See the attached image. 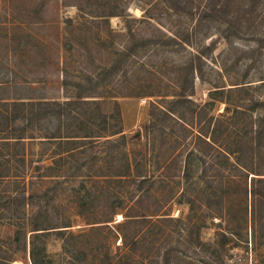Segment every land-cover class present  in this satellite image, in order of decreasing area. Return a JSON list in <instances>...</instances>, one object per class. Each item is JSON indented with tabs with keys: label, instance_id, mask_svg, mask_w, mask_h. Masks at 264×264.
<instances>
[{
	"label": "rangeland",
	"instance_id": "1",
	"mask_svg": "<svg viewBox=\"0 0 264 264\" xmlns=\"http://www.w3.org/2000/svg\"><path fill=\"white\" fill-rule=\"evenodd\" d=\"M136 1L0 0V102L63 101L80 93L96 104L77 111L90 109L95 123L104 119L99 131L120 124L124 136L79 138L66 157L72 144L55 136L83 135L86 128L71 117L58 126L55 114L46 113L33 129L51 135L58 127L54 137L25 139L23 147L9 148L8 161L0 148V174L17 175L0 179V264H264V138L252 150L218 130L224 124L219 97L231 105L251 104L250 92L227 88L251 87L252 99H264V48L254 40L259 25L264 27L257 21L264 0L238 34L233 23L199 20L157 0L142 7ZM220 1L226 21L234 7L246 3ZM107 10L116 14L104 16ZM211 40L214 45L206 49ZM179 94L188 101L173 105V113L192 129L166 117L185 138L170 149L174 160L164 164L166 143L176 142L156 128L135 142L127 137L142 132L151 103L170 107ZM210 99L211 105L204 104ZM207 116L209 124L202 125ZM198 131L204 136L196 138ZM234 146L240 148L235 158L220 155L219 147ZM192 149L209 161L194 157L182 182L179 167ZM123 151L144 154L143 168L158 176L150 193L131 202L127 195L137 194L136 182L115 175L123 169ZM22 152L29 164L14 154ZM37 165L40 178L33 172ZM219 171L229 176L207 187L208 175ZM181 189L187 200H178ZM208 192L214 196L205 197ZM126 205L136 219L120 225ZM34 225L46 229L31 231Z\"/></svg>",
	"mask_w": 264,
	"mask_h": 264
},
{
	"label": "trees",
	"instance_id": "2",
	"mask_svg": "<svg viewBox=\"0 0 264 264\" xmlns=\"http://www.w3.org/2000/svg\"><path fill=\"white\" fill-rule=\"evenodd\" d=\"M150 0H138L136 1L140 7L142 5H149ZM162 6H164L167 9H171L175 12H183L188 14L189 16L195 15L199 20L202 19H210L213 21H216L218 23H224L228 22V25H232L230 23L234 24V34H238L241 30V25L243 27H248V23L252 21V10L256 8V6L259 3V0H246V3L243 5L238 4L236 7H234V11L232 12V16L230 17V21H226L224 17V11L223 9L224 3L222 1L218 0H157ZM219 3V5H218ZM152 6V4H151ZM150 6V7H151ZM143 12L147 11V8L142 9ZM149 10V9H148ZM80 14L84 15L83 11L78 9ZM116 11L113 10H107L104 14V16H108L114 13ZM254 20H257V18L254 16ZM251 20V21H250ZM260 22L264 23V14L262 13L258 20ZM258 26V25H256ZM263 26V25H261ZM259 25V34L257 37H255V41L257 42L256 46L264 48V27H261ZM255 27V26H254ZM215 41L211 40L209 44L206 45V49H211V47L214 45ZM261 80H264V77L261 78ZM236 91H242L243 93L247 94L250 92V96L248 98V101L251 103L247 107H241L236 105H231L226 99V97L222 96L219 98H222V101L224 103L223 110L218 113L219 116L223 117L224 119L221 120V122H224L222 124V127L218 130L221 134L224 135V138L229 137V140L234 139L235 142H241V143H247L248 147L252 150L253 147H257L261 141L262 138H264V99H252L253 93L251 92V87H230L227 88L232 89ZM219 90V89H218ZM221 90V89H220ZM211 91H217V89L211 90ZM230 91V90H229ZM240 92V93H242ZM222 93V91H221ZM86 96L80 95V93L74 95L72 98H67L63 101H57V100H43V101H10V102H0V148H5V153L2 154L3 158H7L6 161H8L11 157L10 153V147L15 145H24L23 142L25 139L27 141H33L34 139H39L37 141L41 142L44 141V138L48 137H54L55 132L54 131L50 133L51 135H44V133H38L34 132L33 129V123L39 122L41 117H38L40 115L51 113L55 114V116L58 118V126L60 125L61 119L66 120L68 117H71L73 122L78 126V128L81 127V129L86 128L84 131L85 133L83 135H74V131H67L65 135H56L55 137H64V141L66 143H71V146L66 147L64 151H66V157H70L71 151L78 148L77 140H87V142H92L91 138H101V137H108V136H118L117 138H124L121 133V127L120 124L118 126H115L114 128H106L105 125L103 126V131H99L100 128H98V125L101 123H104L105 120L100 121L98 123H95L91 120L90 109H83L82 111H77V108H79L81 105H91L96 104L94 99H88L85 98ZM211 98V97H210ZM212 99L210 101H207L206 105H211ZM221 100V99H220ZM188 101V98L185 96V94H179L177 99H174L172 101H169L170 107H167L165 105L160 104L156 101L150 104V112L149 116L150 118L147 119L146 123L142 125V132L137 130L133 134L129 135L127 137L128 140L135 142V140L149 134L152 132V135L155 134V129L159 130L161 136L165 137L166 141H174L176 143H166L169 146H167L169 149L164 148L163 154L160 155L161 162L169 163L170 161L174 160V151L171 152L172 149H175L176 146L181 145L182 143L179 141L180 139H184L185 136L182 133L179 135L175 132V129L173 128V124L168 122L166 124L165 119L166 117L171 120L177 122L183 130H189L192 129V125L186 122L184 119L179 116H175L173 113L174 108L172 109V106L175 104L182 105V103ZM114 104V111L116 113L117 119H120V112L118 109V105L116 101H113ZM229 106H232L229 108ZM192 111V109H191ZM229 113V114H228ZM254 113V115H253ZM103 118L106 119L108 115L101 114ZM211 117L207 116L206 120L202 123L204 125L205 123L209 124ZM249 121V122H248ZM80 126V127H79ZM108 126H112V124L108 123ZM17 127V128H15ZM202 132H197L195 137H201ZM247 135V137H245ZM204 136V135H202ZM43 138V140H41ZM106 141L108 139H105ZM209 140H207L206 143H208ZM175 144V147L174 145ZM177 144V145H176ZM234 149H229L227 147H219L220 155L222 154L224 159L231 158V155L234 154L237 155L239 153L240 148L239 147H233ZM171 149V150H170ZM169 150V151H168ZM167 152V153H166ZM176 152V151H175ZM19 158H21V161L23 165L29 164L31 162L30 159L26 160L25 152L23 153H14ZM13 154V155H14ZM165 154V155H164ZM219 155V156H220ZM123 169L119 171V173H115L117 176H122L125 181L128 182H136V188H133V191H137L136 195H127L128 196V202L132 201V198L136 196L139 197L143 191L149 192L152 189V186L154 184V180L158 178L157 175H155L154 172L144 169L143 166L148 162V159L145 158L144 154H135L134 151H123ZM196 157L200 163H205L206 161H209V156L206 157V161H204L203 156L199 155L197 152H194V149L187 150L184 152L183 159L181 162V166L179 167V174L178 177L182 180V182H185L186 179L189 177L191 169V161H193V158ZM31 158V157H30ZM57 158H60V156L56 157L55 159H52V162H55ZM63 158V157H62ZM159 158V157H157ZM158 160V159H157ZM34 161V160H33ZM211 164H214V160L211 162ZM237 164V163H236ZM143 165V166H142ZM208 168L213 169L212 165H209ZM41 169V165H37L36 169H33V172H36V177L40 178L42 175L40 174L39 170ZM244 169V168H240ZM214 170V169H213ZM251 174H259L256 172H250ZM13 176H17L16 172L11 171L9 175L7 174H0L1 180H8L11 179ZM160 176V175H159ZM229 175L224 172H214L213 174L208 175L209 183L207 184V187H211V182L220 180L222 181L223 178H227ZM32 179V177H30ZM260 180V179H257ZM143 183H149L148 187H144ZM138 188V189H137ZM144 188V189H141ZM140 191V192H139ZM213 192L206 193L205 197L214 196L212 194ZM212 194V195H211ZM133 196V197H131ZM178 197V200L181 201L187 200L185 191H182V189L177 193L176 195ZM130 205H126L123 207L124 212H119L121 214V220L120 223L123 224L127 220L136 219L134 216H131L128 214L127 210H129ZM42 229H46V227H37L36 225L32 226L30 229L31 231H39Z\"/></svg>",
	"mask_w": 264,
	"mask_h": 264
}]
</instances>
